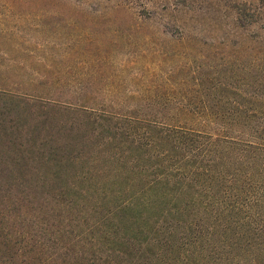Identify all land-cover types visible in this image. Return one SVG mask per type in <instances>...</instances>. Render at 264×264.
<instances>
[{
    "label": "trees",
    "instance_id": "trees-1",
    "mask_svg": "<svg viewBox=\"0 0 264 264\" xmlns=\"http://www.w3.org/2000/svg\"><path fill=\"white\" fill-rule=\"evenodd\" d=\"M133 1L134 26L159 34L138 43L155 64L132 86L48 85L56 68L11 36L38 29L0 27V264H264V0H227L249 32V65L228 76L160 68L188 56L187 17L197 30L215 0Z\"/></svg>",
    "mask_w": 264,
    "mask_h": 264
},
{
    "label": "rangeland",
    "instance_id": "rangeland-1",
    "mask_svg": "<svg viewBox=\"0 0 264 264\" xmlns=\"http://www.w3.org/2000/svg\"><path fill=\"white\" fill-rule=\"evenodd\" d=\"M12 1L29 7L34 6L37 9H29L32 14L24 21L12 20L13 17L0 18L2 22L0 27L6 29L9 23L12 25L15 22L17 24L25 22L38 29L11 34V36L22 37L26 41L25 47L34 50L33 54L38 57L39 62L42 60L41 64L48 61L56 68L50 73L52 82L48 85L63 90L90 85L106 89L119 86L121 82L124 86L127 84L132 86L135 74L147 77L149 75L147 65L153 68L155 64L150 63L151 56L142 57L143 50L138 43L142 44L143 34L152 33L158 36V25L147 23L143 32H139L134 26V17L131 14L141 10L142 6L139 2L0 0V3ZM154 1L163 2V0ZM226 5L227 0H215L204 6L199 5L198 10L195 11L199 22L197 30L192 23V17L188 16L193 32V35L189 33V36L193 37L182 44L184 47L180 50L182 54L189 52V57H174L160 68L168 70L171 64L185 65L188 58L196 60L198 64L201 63L205 69H226L227 75L224 76L230 75L231 70L235 72L241 67H247L249 32L238 27ZM42 7L46 9H40ZM0 11H2L1 5ZM170 26V30L174 31V25ZM5 32L8 34L9 28ZM138 58L140 60L136 61ZM139 61L140 63L137 64ZM127 66H133V69L126 70ZM32 67H40L43 70V66L36 63H33ZM78 98L79 102H83L81 100L85 97ZM107 98H110V95L103 91L98 94L96 100Z\"/></svg>",
    "mask_w": 264,
    "mask_h": 264
}]
</instances>
